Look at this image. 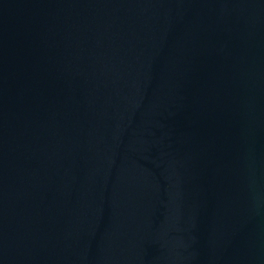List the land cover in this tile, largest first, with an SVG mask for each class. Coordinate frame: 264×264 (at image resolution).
<instances>
[{
	"label": "water",
	"instance_id": "water-1",
	"mask_svg": "<svg viewBox=\"0 0 264 264\" xmlns=\"http://www.w3.org/2000/svg\"><path fill=\"white\" fill-rule=\"evenodd\" d=\"M0 264H264V0H0Z\"/></svg>",
	"mask_w": 264,
	"mask_h": 264
}]
</instances>
